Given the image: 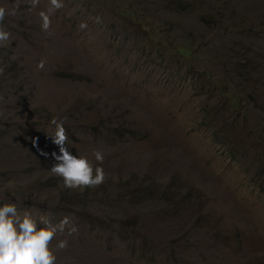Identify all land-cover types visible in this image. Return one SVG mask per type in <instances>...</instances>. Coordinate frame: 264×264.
<instances>
[{"label": "rangeland", "instance_id": "1", "mask_svg": "<svg viewBox=\"0 0 264 264\" xmlns=\"http://www.w3.org/2000/svg\"><path fill=\"white\" fill-rule=\"evenodd\" d=\"M62 2L0 0V206L68 218L56 264H264V0ZM53 118L104 183L51 173Z\"/></svg>", "mask_w": 264, "mask_h": 264}, {"label": "clouds", "instance_id": "2", "mask_svg": "<svg viewBox=\"0 0 264 264\" xmlns=\"http://www.w3.org/2000/svg\"><path fill=\"white\" fill-rule=\"evenodd\" d=\"M40 0H30L31 7H38ZM62 0H49L46 11H41L42 29L47 31L51 25V15L62 8ZM10 13L5 7H0V47L8 46L11 33L6 29L3 21ZM14 14V13H12ZM86 25L81 24V28ZM44 62L38 67L41 69ZM3 68H0V75ZM66 119V118H65ZM65 120L53 118L51 124L55 126L52 142L59 152L51 153L55 163L50 171L61 178L66 189L83 191L86 188H95L105 182L107 174L101 166L104 153L94 150L92 155H74L69 150V137L64 127ZM35 144V141H34ZM46 156L48 153H42ZM69 220L65 217L59 223H53L46 214L34 215L29 209L22 212L15 203H4L0 206V264H56L57 252L68 247V241L61 239L53 244L58 233L63 234ZM73 226L69 234L75 233Z\"/></svg>", "mask_w": 264, "mask_h": 264}, {"label": "trees", "instance_id": "3", "mask_svg": "<svg viewBox=\"0 0 264 264\" xmlns=\"http://www.w3.org/2000/svg\"><path fill=\"white\" fill-rule=\"evenodd\" d=\"M67 130V129H66ZM54 133V132H53ZM45 188V190H46V182H40V181H38V185H37V187L36 188H32V187H29V189H28V193H34L35 195H37V194H41L42 193V190ZM66 192V196L69 198V199H71L72 201H73V199H72V197H71V194H72V191H65ZM113 192L112 191H110V194H112ZM73 196L75 197V198H79V197H77V195L74 193L73 194ZM46 202V197L45 198H43V199H41L39 202H38V204L39 205H41V204H43V203H45ZM80 202L78 201V204H79Z\"/></svg>", "mask_w": 264, "mask_h": 264}]
</instances>
